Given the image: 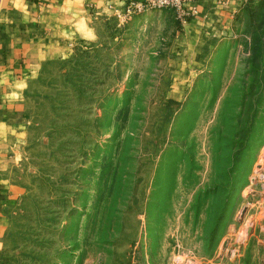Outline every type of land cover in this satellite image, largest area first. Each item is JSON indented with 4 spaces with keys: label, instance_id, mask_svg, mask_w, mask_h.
Returning <instances> with one entry per match:
<instances>
[{
    "label": "rangeland",
    "instance_id": "rangeland-1",
    "mask_svg": "<svg viewBox=\"0 0 264 264\" xmlns=\"http://www.w3.org/2000/svg\"><path fill=\"white\" fill-rule=\"evenodd\" d=\"M239 1L205 56L128 1L41 67L0 264H264V0Z\"/></svg>",
    "mask_w": 264,
    "mask_h": 264
},
{
    "label": "crops",
    "instance_id": "crops-1",
    "mask_svg": "<svg viewBox=\"0 0 264 264\" xmlns=\"http://www.w3.org/2000/svg\"><path fill=\"white\" fill-rule=\"evenodd\" d=\"M136 0H1L0 4V234L2 210L13 188L9 169L24 141L28 116L26 87L49 62L64 59L78 44L96 37V27ZM239 0H195V15L178 24L181 42L198 56L207 55L229 30ZM140 15V14H139ZM170 16L167 10L143 17ZM188 45L186 44V47ZM199 50V52H197Z\"/></svg>",
    "mask_w": 264,
    "mask_h": 264
},
{
    "label": "built area",
    "instance_id": "built-area-1",
    "mask_svg": "<svg viewBox=\"0 0 264 264\" xmlns=\"http://www.w3.org/2000/svg\"><path fill=\"white\" fill-rule=\"evenodd\" d=\"M195 0H139V2H129L125 6L127 15L137 13L141 14L152 10H172L179 21L184 23L189 17L195 15V9L191 6V3ZM1 4V0H0Z\"/></svg>",
    "mask_w": 264,
    "mask_h": 264
},
{
    "label": "trees",
    "instance_id": "trees-1",
    "mask_svg": "<svg viewBox=\"0 0 264 264\" xmlns=\"http://www.w3.org/2000/svg\"><path fill=\"white\" fill-rule=\"evenodd\" d=\"M163 10H167V11H169V12H171L172 10H169V9H163Z\"/></svg>",
    "mask_w": 264,
    "mask_h": 264
},
{
    "label": "bare ground",
    "instance_id": "bare-ground-1",
    "mask_svg": "<svg viewBox=\"0 0 264 264\" xmlns=\"http://www.w3.org/2000/svg\"><path fill=\"white\" fill-rule=\"evenodd\" d=\"M262 179L261 180H264V177H261ZM260 179V178H259Z\"/></svg>",
    "mask_w": 264,
    "mask_h": 264
}]
</instances>
